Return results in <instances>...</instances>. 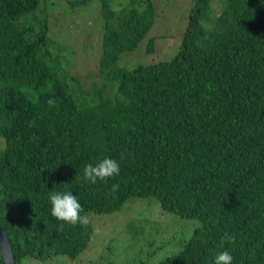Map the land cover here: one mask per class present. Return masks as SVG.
<instances>
[{
  "label": "trees",
  "instance_id": "16d2710c",
  "mask_svg": "<svg viewBox=\"0 0 264 264\" xmlns=\"http://www.w3.org/2000/svg\"><path fill=\"white\" fill-rule=\"evenodd\" d=\"M42 1L0 0V226L15 264H214L225 249L233 264H264V0H190L174 56L131 70L118 62L154 26L153 1L113 11L99 0L100 79L88 91L54 63ZM145 52L158 53L154 38ZM105 157L120 174L85 181ZM53 190L72 192L92 223L59 230ZM130 201L141 217L116 232L134 244L116 246L97 216Z\"/></svg>",
  "mask_w": 264,
  "mask_h": 264
},
{
  "label": "rangeland",
  "instance_id": "374dc122",
  "mask_svg": "<svg viewBox=\"0 0 264 264\" xmlns=\"http://www.w3.org/2000/svg\"><path fill=\"white\" fill-rule=\"evenodd\" d=\"M130 1L110 0V8L113 11H118L127 6ZM152 1L156 11L155 24L140 42L137 50L121 56L118 62L120 68L131 70L137 65L168 61L178 49V42L175 41V38L183 34L186 29L191 8L190 0ZM100 7L99 0H43L36 11L40 18L44 16L47 18L49 50L55 56L54 63L79 83L80 91H88L100 79L98 61L101 54L100 39L104 21ZM150 38L155 39L158 53L148 54L145 52ZM69 80H67V85L74 88V84ZM3 147L4 144L0 140V150ZM133 201L115 213L97 216L103 224L98 227L95 224L97 230H103L101 232L103 233L104 227H106L112 235L114 234L112 237L116 246H123V241L126 244H134L126 236V238L124 237V233L116 232L119 222L125 221V225H128L130 221L141 217V203ZM154 212L150 211L149 213L153 214ZM193 225L194 221L186 223L187 236L194 230ZM155 229H153L151 238L155 237L154 243L160 245L163 238L156 236L159 232L155 234ZM102 249L100 248L99 251ZM93 258L95 257L93 256ZM80 264H88V260L85 259ZM91 264L97 263L92 261Z\"/></svg>",
  "mask_w": 264,
  "mask_h": 264
},
{
  "label": "clouds",
  "instance_id": "9594fccd",
  "mask_svg": "<svg viewBox=\"0 0 264 264\" xmlns=\"http://www.w3.org/2000/svg\"><path fill=\"white\" fill-rule=\"evenodd\" d=\"M47 92L49 93L47 103L50 107L56 106L57 100L55 99V92L51 83L47 85ZM119 174V162L116 159L105 157L95 165L92 163L86 164L84 167L83 179L91 184H96L98 180L107 181L110 178H115ZM119 187L118 183L113 184L110 191L115 194L119 190ZM49 200L51 204V215L56 220L63 222L60 224L59 230H63L64 224L73 227L80 226L82 228H87L92 223L90 214L85 213L81 215L83 208L78 198L72 192L53 190L49 194ZM222 240L231 245L235 244L236 237L234 234L225 233ZM214 264H233V256L230 251L225 249L216 255Z\"/></svg>",
  "mask_w": 264,
  "mask_h": 264
},
{
  "label": "water",
  "instance_id": "95a60500",
  "mask_svg": "<svg viewBox=\"0 0 264 264\" xmlns=\"http://www.w3.org/2000/svg\"><path fill=\"white\" fill-rule=\"evenodd\" d=\"M0 259L1 264H15L13 250L4 229L0 226Z\"/></svg>",
  "mask_w": 264,
  "mask_h": 264
}]
</instances>
